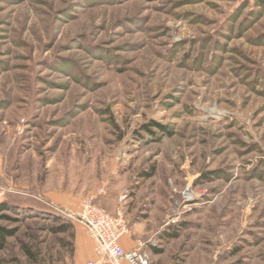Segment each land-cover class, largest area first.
<instances>
[{"label":"rangeland","instance_id":"374dc122","mask_svg":"<svg viewBox=\"0 0 264 264\" xmlns=\"http://www.w3.org/2000/svg\"><path fill=\"white\" fill-rule=\"evenodd\" d=\"M0 158V264H76L87 198L150 264H264V0H0Z\"/></svg>","mask_w":264,"mask_h":264},{"label":"built area","instance_id":"2783aa9c","mask_svg":"<svg viewBox=\"0 0 264 264\" xmlns=\"http://www.w3.org/2000/svg\"><path fill=\"white\" fill-rule=\"evenodd\" d=\"M74 217L84 224L95 242V253L112 264H150V255L139 242L137 247L126 250L121 240L130 233V224L122 213L111 214L102 208L94 198H87L82 203L80 213ZM85 264H95L92 261Z\"/></svg>","mask_w":264,"mask_h":264},{"label":"crops","instance_id":"0c3cea01","mask_svg":"<svg viewBox=\"0 0 264 264\" xmlns=\"http://www.w3.org/2000/svg\"><path fill=\"white\" fill-rule=\"evenodd\" d=\"M2 163H3L2 158H0V172L2 171V167H3ZM144 229L145 228L143 227L141 221H135L133 223V226H130V233L122 238V240H121L122 246L126 250H131V249H134L135 247H137L138 241H140L141 238H143L142 235L144 233L143 232ZM89 240H90L89 241L90 242V249L86 253H83V250H82V248H80V246L77 248L76 254H75V263L76 264H85L86 262L92 261L95 264H112L111 262H108L106 260L101 259L95 253L94 243L91 240V238H89ZM77 244L81 245L79 242ZM121 264H129V263L126 262L125 260H123L121 262Z\"/></svg>","mask_w":264,"mask_h":264},{"label":"trees","instance_id":"16d2710c","mask_svg":"<svg viewBox=\"0 0 264 264\" xmlns=\"http://www.w3.org/2000/svg\"><path fill=\"white\" fill-rule=\"evenodd\" d=\"M14 200L15 198L14 199L8 198L0 202V219H10L11 218L7 214H5L3 211H6V210L12 211L13 209H15L11 204V202H13ZM15 233H16V230L10 229L0 223V252L6 248L8 244V239L14 236ZM27 252L30 253L29 250H27Z\"/></svg>","mask_w":264,"mask_h":264}]
</instances>
